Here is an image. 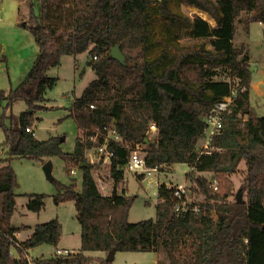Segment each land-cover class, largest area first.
Here are the masks:
<instances>
[{
    "label": "trees",
    "instance_id": "obj_1",
    "mask_svg": "<svg viewBox=\"0 0 264 264\" xmlns=\"http://www.w3.org/2000/svg\"><path fill=\"white\" fill-rule=\"evenodd\" d=\"M170 2L38 0L36 7L27 0L29 21L23 26L32 34L37 53L25 78L7 93L0 90V108L3 101L8 108L16 101L26 105L18 115L0 113L9 153L0 158V264H30L29 251L42 244L58 249L61 224L57 219L36 224L23 241L16 236L21 228L11 223L18 186L11 160L45 163L53 156L81 172L80 191L72 183L53 197L55 204L74 202L80 247L61 256L55 251L32 256L35 264H112L107 260L110 251H162L168 264H264V116L254 115L250 105L249 52L233 42L243 12L249 14L243 20L246 31L251 22H261L264 39V0H177L208 14L214 26L198 14L190 18L174 12ZM153 9L172 29L173 36L163 42L152 39ZM182 38L199 43L174 49L172 44ZM160 45L159 54L151 56ZM114 46L125 55V63L111 57ZM85 52L91 55L86 66L95 78L64 107L78 131L73 151L64 152L62 136L35 137L33 125L39 121L35 114L55 108L45 96L57 82L48 70L65 55ZM226 96L232 100L223 113L220 132L200 146L206 116ZM151 123L156 126L154 139L148 132ZM109 128L122 142H107L113 153L108 167L112 186L109 194H102L92 173L95 164L86 153L106 142ZM140 146L148 168L187 164V176L203 200L178 212L174 186L162 183L157 188L155 217L130 222L128 213L136 195L127 194L124 167L130 151ZM241 164V190L230 200V176ZM204 172L212 173L219 185L223 182V191L214 189L200 174ZM44 198L28 194V210L39 212ZM184 237L195 247L185 261L176 255ZM12 247L17 258L10 252ZM89 251L106 255L86 254Z\"/></svg>",
    "mask_w": 264,
    "mask_h": 264
},
{
    "label": "rangeland",
    "instance_id": "obj_2",
    "mask_svg": "<svg viewBox=\"0 0 264 264\" xmlns=\"http://www.w3.org/2000/svg\"><path fill=\"white\" fill-rule=\"evenodd\" d=\"M35 6H38V0H33ZM152 7H155L153 4ZM170 7L174 12L181 13L190 18L198 14L214 26V20L208 15L203 17V13L193 6L179 5L177 0H171ZM249 14L243 12L236 23V34L234 44L240 46L243 44L249 52L250 69L252 71L250 105L252 113L258 116H264V39L262 35L263 24L253 21L249 24L248 32L246 31L243 20ZM29 21V8L27 0H0V90L7 93L11 88H15L27 75L35 59L37 46L32 34L23 26L24 22ZM262 24V25H261ZM163 21L161 15L154 13L152 15V29L154 41L162 42L172 37L170 30ZM263 40V41H262ZM199 43L187 38H182L172 44L173 48L187 47ZM210 48L209 45H206ZM162 45L157 46L151 53V56H157ZM91 58L88 52L76 56L65 55L61 58L60 64L48 70V75L57 77L56 85L47 90L46 98L49 100L48 105H55V108L45 111L39 110L36 116L39 121L33 125L34 135L38 139H47L50 135H59L64 138L61 143V149L64 152H72L77 137V125L68 111L64 108L67 102L75 96L81 95L84 87L95 78L93 71L86 66V61ZM0 113L4 116L10 114L18 115L26 109L22 101H16L11 108L3 101ZM245 119L246 116L244 115ZM150 139L155 138V132L149 133ZM3 140V132L0 127V141ZM200 146H206V141L201 138L198 142ZM1 148V147H0ZM5 152L0 153V157L9 156L8 148L3 146ZM0 149V151H2ZM142 146L138 151H141ZM92 157L97 159V153L94 149L88 150L86 157L88 161ZM52 163V178L46 177L43 171L41 161L29 158H14L11 160L18 186L15 189L17 194L15 210L11 217V223L15 227L21 228L20 238H24L29 229H33L36 224L48 222L57 219L61 224L60 241L56 248L66 247L73 252H77L80 247V225L77 220L75 204L72 200L55 204L53 197L60 191L63 192L65 187L74 184L75 191L81 189V172L76 166H67V164L58 156L49 158ZM109 164L107 160L102 159L96 164L92 171L95 179L103 181L105 189L101 190L104 194L111 192L112 181L109 186L107 179L109 177ZM75 169L76 174L70 173V169ZM244 164L239 166V171L230 176L232 194L230 200H234L239 194L242 185V172ZM190 168L185 163H176L170 169L161 168L151 171L150 174L144 173L143 176L125 171V183L128 195H136L134 202L128 213V220L132 223L154 218L155 204L157 201L156 193L159 184L183 185L188 187L189 201L198 203L203 200V196L195 191V184L190 181L187 173ZM209 181L215 180L214 175L210 172L200 173ZM111 180V179H110ZM108 185V186H107ZM223 182L219 185L218 191H223ZM221 186V187H219ZM28 194H43L44 207L39 212L28 210ZM195 247L187 237H184L178 246L176 255L181 260H190ZM55 251V247L42 244L29 251L33 257L49 256ZM13 257H18L17 250L12 247L10 250ZM103 253V252H102ZM86 254L98 256L99 251H89ZM104 257L106 254H101ZM112 264H168L166 254L162 251H143V252H125L117 251L111 260Z\"/></svg>",
    "mask_w": 264,
    "mask_h": 264
},
{
    "label": "built area",
    "instance_id": "obj_3",
    "mask_svg": "<svg viewBox=\"0 0 264 264\" xmlns=\"http://www.w3.org/2000/svg\"><path fill=\"white\" fill-rule=\"evenodd\" d=\"M93 58L96 59V56H93ZM231 100H232L231 96H226L223 100L217 102L211 108L208 115L206 116V127L203 131V134H204L203 139L206 141L207 145L209 144L212 137L220 132L222 128V124H223V113L227 110V107L231 103ZM91 107L93 106L91 105ZM25 130L28 132L32 131V129H29L27 127ZM148 132L149 133L156 132V126L154 123H151L149 125ZM96 136H98V132L94 136H91L90 139L92 141H95ZM109 140L113 142H122L120 135H118L113 128H109L107 130L106 142H104L102 145L92 148L96 151L98 155H97V159L95 160L94 157H92V154H90L91 155V158L89 160L90 163L97 164L102 159V157H104L109 164L111 156L113 154L112 151L107 148V142ZM124 145H126V147L128 146L127 144H124ZM156 170L157 169L155 168H148L145 165L143 155L138 151V149H133L130 151L128 161L124 167V171L143 175L144 173L150 174L151 171L153 172ZM70 173L76 174V171L74 169H71ZM211 185L214 189H217L218 187L217 180L216 179L212 180ZM171 186H174L173 193H174V196L178 200L176 208H175L176 211L180 212V211L186 210L188 205L191 203L189 201V196H188V192H189L188 187L183 186V185L175 186V185L168 184V187H171ZM55 252L57 255L61 256V255L67 254L69 250L58 248L55 250ZM31 257L28 258L29 263L35 264V262L33 261Z\"/></svg>",
    "mask_w": 264,
    "mask_h": 264
},
{
    "label": "water",
    "instance_id": "obj_4",
    "mask_svg": "<svg viewBox=\"0 0 264 264\" xmlns=\"http://www.w3.org/2000/svg\"><path fill=\"white\" fill-rule=\"evenodd\" d=\"M0 51H1V44H0ZM111 57L118 60L120 63H125V55L120 51V49L117 46H114L111 49ZM43 171L47 178H52V163L50 160H47L43 164ZM115 254L114 251H110L107 255V260L111 261L113 259V255Z\"/></svg>",
    "mask_w": 264,
    "mask_h": 264
},
{
    "label": "crops",
    "instance_id": "obj_5",
    "mask_svg": "<svg viewBox=\"0 0 264 264\" xmlns=\"http://www.w3.org/2000/svg\"><path fill=\"white\" fill-rule=\"evenodd\" d=\"M262 25V24H261ZM263 28V27H262ZM263 41V40H262ZM2 47V46H1ZM37 53V52H36ZM47 93V92H46ZM51 105H53V106H55L54 104H51ZM22 112V111H21ZM51 136H55V135H50L49 137H51ZM36 137V136H35ZM48 137V138H49ZM38 139V138H37ZM40 140H44V139H40ZM5 145V143H4V135H3V140H2V142L0 141V149H2L3 148V146ZM2 152H5V150L4 149H2V151H0V153H2ZM0 158H2V157H0ZM75 170V169H74ZM76 171V170H75ZM96 180V184H97V186H98V189L100 190V192L102 193V194H104L101 190H103V189H105V186H103V185H101L102 183L103 184H105V182H103V181H101V182H99V180L98 179H95ZM107 182H109V183H107V184H109V186H110V184H111V180L110 179H107ZM106 185V184H105ZM108 186V185H107ZM105 194H107V192L105 193ZM32 228L31 229H29L28 230V233H27V235L24 237V238H20V232L19 233H17L16 234V236H17V238H18V240H20V241H23V240H25L26 238H28L29 236H30V234L32 233ZM61 249H67L66 247H63V248H61ZM69 251H71L70 249H68ZM104 253V252H103ZM102 252H100V255H98V256H102L101 254H103ZM32 256V255H31Z\"/></svg>",
    "mask_w": 264,
    "mask_h": 264
},
{
    "label": "bare ground",
    "instance_id": "obj_6",
    "mask_svg": "<svg viewBox=\"0 0 264 264\" xmlns=\"http://www.w3.org/2000/svg\"><path fill=\"white\" fill-rule=\"evenodd\" d=\"M200 11V10H199ZM203 13V12H202ZM203 15V17H208V15L206 14V13H203L202 14Z\"/></svg>",
    "mask_w": 264,
    "mask_h": 264
}]
</instances>
